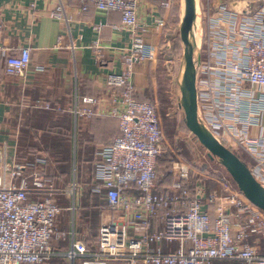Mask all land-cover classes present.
<instances>
[{"label":"built area","instance_id":"obj_1","mask_svg":"<svg viewBox=\"0 0 264 264\" xmlns=\"http://www.w3.org/2000/svg\"><path fill=\"white\" fill-rule=\"evenodd\" d=\"M58 1L55 17L62 19V0ZM77 1L79 14L91 8L120 13L121 23L115 28L130 37L122 55L125 70L107 75V91L101 96L76 97L69 110L75 123L93 117L119 121L120 136L98 153L95 165V192L105 193L113 216L102 224L95 248L89 249L77 240L74 227L67 232L58 224L66 210L60 197L71 198L67 210L77 211V180L73 178L68 189L57 188L43 172L32 170L34 163H21L6 145L0 146V264H49L55 259L64 264H264V213L245 198L226 170L217 174L219 190L209 191L206 173L192 193L187 185L189 165L174 162L169 173L176 181L158 191L159 160L166 153L158 106L137 101L133 82L135 66L158 58L145 39L142 0ZM156 1L160 8L170 9L180 0ZM238 18L239 13L224 4L206 16L205 57L196 70L199 124L245 159L264 188V125L258 115H264V7L244 16L240 25ZM156 29L165 31L166 21L157 19ZM3 31L0 21L6 74L21 76L31 66V49L22 47L12 55ZM42 108L61 111L50 104ZM65 241L67 250L56 247Z\"/></svg>","mask_w":264,"mask_h":264},{"label":"crops","instance_id":"obj_2","mask_svg":"<svg viewBox=\"0 0 264 264\" xmlns=\"http://www.w3.org/2000/svg\"><path fill=\"white\" fill-rule=\"evenodd\" d=\"M212 1L213 13L223 4L237 11L239 25L244 16L253 15L264 7V0ZM61 4L65 15L62 19L55 17L58 0H0V21L4 25L6 46L13 50L14 56L19 48L29 47L32 58L31 66L24 74L12 77L6 74V59L0 56V146L6 145L7 152L15 155L19 162L34 163L33 171L43 172L44 175L47 171L52 172L47 157L40 155L33 158V154L43 150L42 145L38 147L39 141L35 136L44 135L47 127L41 116L44 113L56 116L55 123L58 121L59 125L55 139L58 141L57 135L63 134L59 141L62 146L68 147L70 154L68 175L62 177L59 174L60 178L53 179L54 185L68 189L75 178L81 191L75 212L67 210L72 205L71 198H59L60 205L66 210L59 216L58 224L67 232L74 227L77 240L88 247V244L95 247L102 224L113 216L106 206L105 193L95 192L98 184L95 165L100 161L98 153L120 136L119 121L111 117H93L75 123L69 110L76 97L101 96L107 91V75L125 70L122 55L130 46V37L128 33L115 28L121 23L118 12L91 8L87 14H79L77 0H62ZM209 4L210 0H200V10L208 14V8L210 13ZM181 17V0L179 5L170 9L160 8L156 0H142L140 18L147 25L146 42L159 53L166 30L169 26L174 27L173 24H181ZM157 19L166 21L165 31L156 29ZM99 25L102 26L100 30L96 28ZM204 49L201 51L202 58L205 57ZM154 67V62H151L134 68L135 98L139 102H144L151 90L158 91L160 95L158 81L155 83V78L158 80L156 73L153 77ZM43 104H50L61 111H48L42 108ZM258 115L264 125V115ZM33 126L35 129H32ZM163 135L165 141V132ZM188 137L191 140L190 135ZM164 144L167 150V144ZM40 158L46 162L37 163ZM75 158L76 164L73 162ZM215 189L214 185L209 184L210 192ZM158 191H161V187ZM79 213L86 214L87 219L83 220ZM91 220L98 227L90 241L81 227L83 221L86 224ZM56 247L67 250L68 241L60 242ZM260 254H264V244L261 245Z\"/></svg>","mask_w":264,"mask_h":264},{"label":"rangeland","instance_id":"obj_3","mask_svg":"<svg viewBox=\"0 0 264 264\" xmlns=\"http://www.w3.org/2000/svg\"><path fill=\"white\" fill-rule=\"evenodd\" d=\"M205 1V0H204ZM196 5V10L193 9V33L194 38H192V35L189 33L188 38L190 41H192L196 45V53L193 57V67L195 70L201 68L202 64V57H201V51L205 48V37H204V31L206 30V23L207 19L206 16L208 14H205L202 9V6L200 5V0H194ZM210 15L213 14L212 6L213 1L210 0ZM209 13V9H206ZM174 27L169 26L166 30V34L164 36V41L160 47L158 58L156 62H154V69H153V77L155 76L154 73H156L158 80L155 78V83L158 81V89L161 93V107L160 111L162 112V122L165 129V138H166V144H174L178 148V152L182 153L186 149V146H188V151L186 152L189 159L192 160L194 163L200 164V166L204 167L203 173L206 175V173L209 174H221L223 171L226 172L223 168L222 164L216 160H210L208 157V151L205 149L202 144L195 138L194 135L189 133V129L187 130L188 134L191 137H188L189 135L185 130H183L182 127L186 125V117H185V111L182 108L183 100H185L186 95V87L183 82V75L184 70L186 66V52L188 45L185 44V42L181 38L180 33V22L179 24H173ZM152 77V79H153ZM146 102V101H144ZM197 119L198 123L201 124V120L199 118L198 112H197ZM46 143L52 141L51 135L45 134L42 136ZM62 139L63 134L57 135V139ZM58 139V140H59ZM186 144V146L183 145ZM71 143V141H70ZM43 151L47 156L51 157L52 159H58L57 154H54V151L52 148H50L47 145L43 144ZM68 154V153H67ZM76 157H77V150H76ZM76 158H75V164H76ZM187 164L188 161L186 162ZM164 172L161 168V175L162 178ZM80 217H82L83 220H86V214L79 213ZM81 219V218H80ZM101 220V218H100ZM93 222V223H92ZM94 221H90L89 223L84 224V221L82 223L83 232L86 234V239L91 241V237L94 235V233L97 231L95 230L96 227H98V224L95 226ZM93 247V246H92ZM92 247H89V249H92ZM218 263V262H217ZM111 264H125V263H117L113 262ZM215 264V263H214ZM230 264H237V263H230Z\"/></svg>","mask_w":264,"mask_h":264},{"label":"water","instance_id":"obj_4","mask_svg":"<svg viewBox=\"0 0 264 264\" xmlns=\"http://www.w3.org/2000/svg\"><path fill=\"white\" fill-rule=\"evenodd\" d=\"M181 15V38L188 45L185 66L186 98L182 103V108L185 111L186 126L202 146L207 149L208 157L212 161L217 158L235 181L245 198L264 213V188L254 178L248 165L198 123L196 75L193 67L196 45L188 38L193 26L192 0H181Z\"/></svg>","mask_w":264,"mask_h":264},{"label":"trees","instance_id":"obj_5","mask_svg":"<svg viewBox=\"0 0 264 264\" xmlns=\"http://www.w3.org/2000/svg\"><path fill=\"white\" fill-rule=\"evenodd\" d=\"M136 95V93H135ZM159 96V97H158ZM158 98V99H157ZM146 102L148 103H154L158 106V117H159V121H160V127L161 130L163 132H165L164 129V125L162 122V113L160 111V106H161V93L160 95H158V91L155 90H151L149 92V95L147 96V98L145 99ZM42 120L44 122L47 123V127L44 130V135L47 133L49 135H51L52 141L47 142L46 140L42 137V136H37V131L35 132L34 130H32L33 133H35L39 143H38V147L39 145H47L50 148H52V150L54 151V154H57L58 159H52L51 157L47 156V154H45V152L42 151H37L35 152V154H33V158L39 157L40 155H43L44 157H47V161H48V165H50L53 169L52 172L47 171L45 174V177L47 179H51V180H55L57 178H60L58 175L61 174L62 177L63 176H67L68 175V170H69V150L68 147L66 148L65 146H62V143L58 140L55 139V132L58 129V121L57 123H55L56 120V116L53 114L48 115V113H44L41 116ZM102 119V118H101ZM59 120V119H58ZM50 123V124H49ZM32 127V126H30ZM183 130L187 131L188 128L185 125L184 127H182ZM32 129H35V126H33ZM40 131V129L38 130ZM116 139V138H115ZM166 138H165V143L166 142ZM114 142V140L111 142V144ZM182 143V142H181ZM111 144L108 146L110 147ZM183 144V143H182ZM186 146V144H183ZM55 147V148H54ZM44 149V148H43ZM188 151V146H186V149L184 150V152L180 153L178 152V148L174 145V144H167V150L166 153L160 158L159 160V167L160 170L162 168V171L164 172L163 176L164 178L161 179L160 181V187H161V191H164V188H167L169 186H171L175 181V177H173L170 173H169V169L171 168L172 164L176 161H184L187 162L188 161V165L190 167V178L189 181H187V185L190 191H192V193L195 192V188L197 185H199L200 183H202V180L204 179L205 174L203 173L204 167L200 166V164L198 163H194L192 162L191 159L188 158L189 155L186 154V152ZM68 153V154H67ZM211 160V159H210ZM245 161V159H243ZM20 161V160H18ZM246 162V161H245ZM54 165L56 167H54ZM49 167V166H48ZM56 168V169H54ZM208 184H212L214 185V187L219 190L220 186H219V175L215 174H210L209 175V180H208ZM83 209V206H82ZM84 209H87V207L84 206ZM93 239V236L91 237V240ZM89 247L91 246L90 244H88ZM92 247V246H91ZM95 247H92V249H94ZM231 262H218L215 264H230ZM49 264H64L63 260L61 259H55L52 262H50Z\"/></svg>","mask_w":264,"mask_h":264},{"label":"bare ground","instance_id":"obj_6","mask_svg":"<svg viewBox=\"0 0 264 264\" xmlns=\"http://www.w3.org/2000/svg\"><path fill=\"white\" fill-rule=\"evenodd\" d=\"M192 8L196 10V5H195L194 0H192ZM193 30H194V28L192 27V28H191V33L189 32V33L192 35V38H194V37H193V36H194ZM191 42H192V41H191ZM183 82H184V84H185V70H184V75H183Z\"/></svg>","mask_w":264,"mask_h":264}]
</instances>
